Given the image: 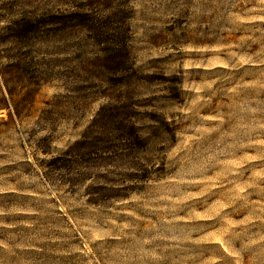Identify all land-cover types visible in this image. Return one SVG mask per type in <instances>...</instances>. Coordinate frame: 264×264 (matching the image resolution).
<instances>
[{"label": "rangeland", "instance_id": "1", "mask_svg": "<svg viewBox=\"0 0 264 264\" xmlns=\"http://www.w3.org/2000/svg\"><path fill=\"white\" fill-rule=\"evenodd\" d=\"M0 264H264V0H0Z\"/></svg>", "mask_w": 264, "mask_h": 264}, {"label": "trees", "instance_id": "2", "mask_svg": "<svg viewBox=\"0 0 264 264\" xmlns=\"http://www.w3.org/2000/svg\"><path fill=\"white\" fill-rule=\"evenodd\" d=\"M109 109V105L101 108L99 111L96 119L93 122V125L87 130L85 135L83 136V140L79 141L73 146L71 149H69L65 154L63 155L62 159L64 158H70L74 157V153L76 152L78 155L81 154V150L84 148V146H88L86 143V140L88 138V134H92L93 131H96L99 133L100 130H108V129H121L123 131H126L128 129L127 123L128 121H120V115H118L117 107H114V111H116V115L112 117H107V111ZM119 110V109H118ZM111 116V115H110ZM126 122V123H125ZM113 132V131H111ZM84 150V149H83Z\"/></svg>", "mask_w": 264, "mask_h": 264}]
</instances>
